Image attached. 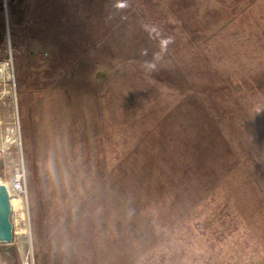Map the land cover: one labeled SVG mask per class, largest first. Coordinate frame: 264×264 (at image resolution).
Returning a JSON list of instances; mask_svg holds the SVG:
<instances>
[{
    "label": "rangeland",
    "instance_id": "374dc122",
    "mask_svg": "<svg viewBox=\"0 0 264 264\" xmlns=\"http://www.w3.org/2000/svg\"><path fill=\"white\" fill-rule=\"evenodd\" d=\"M117 2L0 0V183L26 182L0 264H264V0ZM168 156L191 159L181 217L144 173Z\"/></svg>",
    "mask_w": 264,
    "mask_h": 264
},
{
    "label": "crops",
    "instance_id": "0c3cea01",
    "mask_svg": "<svg viewBox=\"0 0 264 264\" xmlns=\"http://www.w3.org/2000/svg\"><path fill=\"white\" fill-rule=\"evenodd\" d=\"M205 123H207L205 126V128L201 131L202 133H200V139H201V135H204L205 133H210L214 143L220 145V151L221 153H224V157H221V154L219 157H214L211 158V163H210V167H212L211 171H209V173H211L210 175H208L212 180L211 182L216 183V182H222L227 180L229 177V172H232V170H234V168H236V164H234V160H233V147L231 144H229L227 141V139L223 140L220 135L218 134V132L220 133L219 130H216L214 128V122L211 121V119H209V116L207 115ZM203 125V124H202ZM204 131V132H203ZM218 131V132H217ZM221 134V133H220ZM222 135V134H221ZM223 136V135H222ZM227 140V141H226ZM202 141V140H201ZM184 147V146H183ZM187 152L190 153L191 149H187ZM214 160V161H213ZM191 163V159L190 157H187V161H186V156H182L180 159L177 158H171V156L165 157L163 159H156L154 160H149L146 159L144 162V173L148 174H155V176L157 177V179L155 178L154 180L156 182H166L169 185V193L168 195H172L171 198H168L167 203L168 207L172 210L175 209V207L177 206V210H175V212H173L174 216L177 217H181L185 212L186 209L188 210L189 208L192 207V204L190 203V200L187 199V194L183 192V195H181V199L177 197V199L175 198V194L173 193V190L175 188H177V186L173 187L171 184H169V182H193L192 177H191V167L188 166V164ZM182 169L181 173H185L186 169H187V174L186 177L187 179L181 178V174H179V170ZM157 171L158 174L160 172L165 173L164 177L162 178V176L160 177L156 172L153 173V171ZM197 174V178L200 177L201 173ZM207 179L206 182L209 181V179ZM146 179H148V177H146ZM146 179H142L143 181H145ZM188 180V181H187ZM100 190V195L105 196V195H109L110 193L109 191H113L112 189H106L105 187L103 189H101V187H98ZM205 190L201 188L200 190V194L202 195V193ZM175 204V205H174ZM170 205V206H169ZM82 208H86V212L85 213H81L84 214V216L82 215L81 217V221H80V225L81 226H85L88 222H91L90 220H94L95 218L97 219V225L98 227L102 226V223L104 220V215H98L95 214L92 211H89V206L87 207L86 205L82 206ZM91 210V208H90ZM178 212L177 214H174ZM59 236V240L63 243H66L67 249H68V242H70L72 240L71 234L68 236V234L65 236L63 235L61 232L59 233V235H57L56 238H58ZM78 245V243L76 244V246ZM78 247V246H77Z\"/></svg>",
    "mask_w": 264,
    "mask_h": 264
},
{
    "label": "water",
    "instance_id": "95a60500",
    "mask_svg": "<svg viewBox=\"0 0 264 264\" xmlns=\"http://www.w3.org/2000/svg\"><path fill=\"white\" fill-rule=\"evenodd\" d=\"M4 9L5 6H4ZM2 33L0 32V37ZM11 202L6 187L0 184V242L12 240V224L10 222Z\"/></svg>",
    "mask_w": 264,
    "mask_h": 264
},
{
    "label": "built area",
    "instance_id": "2783aa9c",
    "mask_svg": "<svg viewBox=\"0 0 264 264\" xmlns=\"http://www.w3.org/2000/svg\"><path fill=\"white\" fill-rule=\"evenodd\" d=\"M1 184L6 187L9 198L17 196L20 201L26 198V182L22 166H18L10 178ZM24 264H32V261L26 257Z\"/></svg>",
    "mask_w": 264,
    "mask_h": 264
},
{
    "label": "clouds",
    "instance_id": "9594fccd",
    "mask_svg": "<svg viewBox=\"0 0 264 264\" xmlns=\"http://www.w3.org/2000/svg\"><path fill=\"white\" fill-rule=\"evenodd\" d=\"M115 6H116V7H122L123 5H122V3H120L119 0H118V2L116 3ZM144 66H145V68H146L147 70H149V71H154L155 68H156V63L146 61Z\"/></svg>",
    "mask_w": 264,
    "mask_h": 264
},
{
    "label": "bare ground",
    "instance_id": "6f19581e",
    "mask_svg": "<svg viewBox=\"0 0 264 264\" xmlns=\"http://www.w3.org/2000/svg\"><path fill=\"white\" fill-rule=\"evenodd\" d=\"M4 6H5V2H4ZM9 66H8V64H5V65H3V68H1L0 67V72H2L3 70H1V69H4V70H6L7 68H8ZM1 184V183H0ZM11 199H10V202H11V206H12V209H14V205L15 204H21V201H20V199L19 198H13V197H10Z\"/></svg>",
    "mask_w": 264,
    "mask_h": 264
},
{
    "label": "flooded vegetation",
    "instance_id": "af4514ba",
    "mask_svg": "<svg viewBox=\"0 0 264 264\" xmlns=\"http://www.w3.org/2000/svg\"><path fill=\"white\" fill-rule=\"evenodd\" d=\"M1 38V37H0Z\"/></svg>",
    "mask_w": 264,
    "mask_h": 264
}]
</instances>
